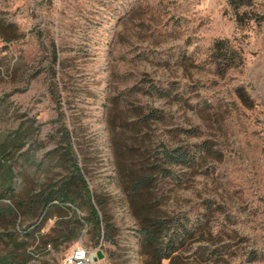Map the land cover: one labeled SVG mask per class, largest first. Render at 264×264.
I'll list each match as a JSON object with an SVG mask.
<instances>
[{
	"label": "rangeland",
	"instance_id": "obj_1",
	"mask_svg": "<svg viewBox=\"0 0 264 264\" xmlns=\"http://www.w3.org/2000/svg\"><path fill=\"white\" fill-rule=\"evenodd\" d=\"M218 39L243 57L222 76ZM178 148L195 156L191 166L167 164ZM78 177L107 226L84 221ZM5 184L13 196L0 192V208L30 209L0 215V264H67L77 247L91 264H156L134 213L199 223L161 264H264V22L238 26L225 0H0ZM58 188L70 198L53 200L35 230L45 211L35 220L29 196Z\"/></svg>",
	"mask_w": 264,
	"mask_h": 264
},
{
	"label": "trees",
	"instance_id": "obj_2",
	"mask_svg": "<svg viewBox=\"0 0 264 264\" xmlns=\"http://www.w3.org/2000/svg\"><path fill=\"white\" fill-rule=\"evenodd\" d=\"M229 10L233 13L235 22L238 26L243 27L248 25L250 22H255L256 24H261L264 22V14L256 11V1L255 0H225ZM213 54L214 63L216 67V72L219 75H224L229 69L239 67L243 64L242 54L236 51L231 45L228 39H218L213 44ZM236 94L240 102L247 108L252 107V100L244 90V88L239 87L236 89ZM157 118L155 111L152 110L150 113L145 115V119ZM63 135L66 137L65 142L69 151H71L70 138L68 136V131L65 129ZM195 156L190 154V151L184 148L175 149L172 153L166 154V162L169 165L189 167L194 161ZM73 166L76 171L79 172V168L76 163L73 162ZM164 176H166L170 169L169 167H164L161 169ZM8 176L12 178L13 170L9 165L7 168ZM81 183V188L84 191V196L89 207L90 217L84 219L86 223H91L95 227H99L100 223H104L107 226V220L103 221L98 213L97 205L101 203L99 201L91 200V193L86 185V182L82 177H78ZM149 180L147 177H141L134 180L133 193L138 194L142 191L144 184ZM0 192L7 194L8 197L13 196V188L9 184L1 186ZM70 198V194L67 189L58 188L49 193H40L37 195H30L29 199H35L32 203L34 204V212L36 214L35 220L39 219L42 213L45 214L39 223L36 221L33 223V228L40 231L43 222L49 217L48 210L50 209V204L53 200H65ZM30 209L29 205L25 202L12 203L11 205H6L5 209L0 208V215H8L13 221L16 220V216L21 213L22 210ZM33 214V211H32ZM134 216L139 220V230H140V246L143 249H147L149 254L155 259L156 264H161L163 260H172L181 248L184 247L186 241L194 236L197 232L199 223L198 222H188L186 219L179 221L171 225V221L167 218L162 219H152L149 216L145 220L139 219V214L134 213ZM77 232L72 235L75 239L78 236V228L80 226V220L76 221ZM76 231V230H75ZM108 241L107 237L105 239ZM215 251L211 252V256L216 255ZM258 257H253V261L257 260Z\"/></svg>",
	"mask_w": 264,
	"mask_h": 264
},
{
	"label": "built area",
	"instance_id": "obj_3",
	"mask_svg": "<svg viewBox=\"0 0 264 264\" xmlns=\"http://www.w3.org/2000/svg\"><path fill=\"white\" fill-rule=\"evenodd\" d=\"M90 252L82 247L75 248L67 259V264H91Z\"/></svg>",
	"mask_w": 264,
	"mask_h": 264
},
{
	"label": "water",
	"instance_id": "obj_4",
	"mask_svg": "<svg viewBox=\"0 0 264 264\" xmlns=\"http://www.w3.org/2000/svg\"><path fill=\"white\" fill-rule=\"evenodd\" d=\"M91 260H92V258H91Z\"/></svg>",
	"mask_w": 264,
	"mask_h": 264
}]
</instances>
